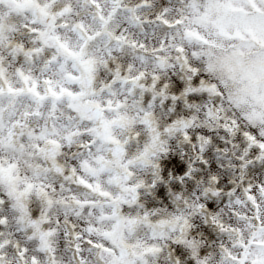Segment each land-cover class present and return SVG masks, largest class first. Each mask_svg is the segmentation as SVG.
Wrapping results in <instances>:
<instances>
[{
	"label": "snow or ice",
	"instance_id": "1",
	"mask_svg": "<svg viewBox=\"0 0 264 264\" xmlns=\"http://www.w3.org/2000/svg\"><path fill=\"white\" fill-rule=\"evenodd\" d=\"M0 264H264V0H0Z\"/></svg>",
	"mask_w": 264,
	"mask_h": 264
},
{
	"label": "rangeland",
	"instance_id": "2",
	"mask_svg": "<svg viewBox=\"0 0 264 264\" xmlns=\"http://www.w3.org/2000/svg\"><path fill=\"white\" fill-rule=\"evenodd\" d=\"M166 163H167V167L169 168V170L172 171L178 168L179 166L184 165L185 162L181 160L179 157H176L175 159H169ZM174 174H179V173H174ZM166 189H167V186L162 188L160 190V193L157 194L159 199H163V197L168 194Z\"/></svg>",
	"mask_w": 264,
	"mask_h": 264
}]
</instances>
